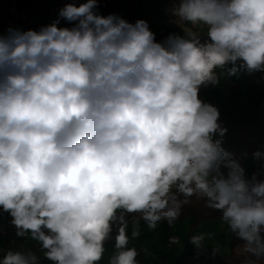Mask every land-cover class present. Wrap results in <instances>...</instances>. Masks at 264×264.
I'll use <instances>...</instances> for the list:
<instances>
[{
	"label": "clouds",
	"instance_id": "obj_1",
	"mask_svg": "<svg viewBox=\"0 0 264 264\" xmlns=\"http://www.w3.org/2000/svg\"><path fill=\"white\" fill-rule=\"evenodd\" d=\"M171 15L184 27L162 41L99 0L0 34V211L52 264H99L114 229L109 264H138L141 221L171 225L192 197L242 241L243 264H264V180L214 139L227 129L199 96L217 69L264 72V0H174ZM0 264L41 262L8 250Z\"/></svg>",
	"mask_w": 264,
	"mask_h": 264
},
{
	"label": "rangeland",
	"instance_id": "obj_2",
	"mask_svg": "<svg viewBox=\"0 0 264 264\" xmlns=\"http://www.w3.org/2000/svg\"><path fill=\"white\" fill-rule=\"evenodd\" d=\"M57 1L58 3H61V0ZM121 1L125 3L124 0H120V4ZM138 7V10L142 7L141 1ZM128 11L131 14L133 10L128 9ZM46 14L47 15L45 17L48 16V12H46ZM138 15H141L139 11ZM142 18L145 20L144 16ZM227 67L230 66H226L225 69L221 70L227 72ZM248 76L249 72L241 70L237 76H233L231 79L236 86L238 85L241 88L240 90L244 95V98L240 100V112L252 109V104L249 100V91L251 84L253 83H250ZM254 80H256L255 77ZM206 86L201 87L199 96L203 101L211 103L208 99L211 89L206 88ZM213 103L214 106H216L217 99ZM250 105L251 108H249ZM259 106H264V97L261 98ZM245 161L246 164L244 170L246 177L251 178L252 160L248 156ZM7 214L8 213H4V216H7ZM197 234H203L205 236L204 247L202 248H197L190 243V237ZM115 235L116 231L114 229L109 239L115 238ZM129 235H131V229H129ZM169 236L177 238L175 243H171L170 247L167 245V238ZM231 236L232 233L228 230L226 222L220 219V217L191 222V217L184 214L171 225L167 222L160 223L158 228L154 231H149L147 226L141 221V235L139 238L131 240L129 246L136 247L138 252L136 257L138 264H184L182 259L183 256H193L197 249L207 250L216 246L219 253H230L232 251ZM3 237L4 236L0 234V238L2 239ZM17 238L18 237H16L15 244H8L6 242L5 244H2L3 246L0 247V257H2L8 250L21 251L25 253L31 251L37 255L41 264H52L51 261L44 258V249H42L41 245L37 241L31 238L30 234L26 235L25 238L21 237L20 240ZM109 239L105 242L106 251L102 259L110 258L114 252V243H112Z\"/></svg>",
	"mask_w": 264,
	"mask_h": 264
},
{
	"label": "trees",
	"instance_id": "obj_3",
	"mask_svg": "<svg viewBox=\"0 0 264 264\" xmlns=\"http://www.w3.org/2000/svg\"><path fill=\"white\" fill-rule=\"evenodd\" d=\"M165 0H159V6ZM75 2L77 4L84 2L78 0H65V3ZM110 7L103 2L99 3V12L107 13ZM257 81H264V72H252ZM217 99V92L211 95L210 102L214 105ZM242 95L238 89H233L229 94V105L220 112L219 123L227 129L224 136L216 135L214 139L221 142V147L233 154V158L239 162L241 167H245L246 158L249 156L252 160V176L256 175L258 179L264 180V107L259 106L257 93L250 95L252 109L249 111H239ZM260 152V158L254 157V153ZM191 217V222L204 219H215L220 217L219 212H214L205 207L204 201L196 197L191 198V203L184 206L183 214ZM0 215L4 212L0 211ZM181 215V216H182ZM10 217L9 214L2 218ZM115 244V238L109 239ZM232 251L228 254L219 253L216 246L204 250L197 258L191 255H184V264H243L246 255L242 252V241L234 234L231 236ZM236 250H235V249ZM234 249V250H233ZM110 259H102L99 264H109Z\"/></svg>",
	"mask_w": 264,
	"mask_h": 264
},
{
	"label": "crops",
	"instance_id": "obj_4",
	"mask_svg": "<svg viewBox=\"0 0 264 264\" xmlns=\"http://www.w3.org/2000/svg\"><path fill=\"white\" fill-rule=\"evenodd\" d=\"M43 1L45 4V10L43 15L37 19H33V18L27 19L23 25V31L29 29L39 30L42 26L51 24L53 21H55L58 18L59 10L64 6L65 3V0H61V3H58L57 0H43ZM78 1H82V0H78ZM124 1L125 3L121 1L120 4V0H99V3L103 2L104 4H107L110 7L109 12L100 13V14L104 16H107L109 14H118L127 21H129L130 23H135L137 20L143 19L142 17L144 16L145 20L149 24L151 31H153L156 34L157 41L164 40L170 33H174V32L179 33L181 31V28L184 27L183 25L178 26L175 23V18L171 15V9L173 7L174 0H165L164 3L160 6H159V0H137L135 4H131L129 0H124ZM140 1L142 3V7H140V9L138 10L139 8L138 5L140 4ZM128 9L133 10L131 14L129 13ZM138 11L141 13V15H138ZM46 12H48L47 17H45L47 15ZM58 26L72 27L73 25L61 19L60 24ZM0 34H4V33L0 31ZM217 74L219 76V83L216 85L209 83L206 86V88L211 89V93L208 98L209 100L211 99V95L216 90L217 92L216 107L218 109H222L229 105V94L233 89H238L240 93H242V91L240 90L241 88L238 85L236 86L231 81L233 76H229L226 71H222L221 69H218ZM248 77L250 79L249 80L250 83H253L251 84V88L249 91V100H250V95L256 92L257 100L260 104L261 98L264 97V81H257L256 78H255L256 80H254V76H252L251 73H249ZM243 98L244 95L242 93V99ZM249 108H251V105ZM1 217H4V215H0V218ZM3 238H2L3 240L0 238V247H2L3 246L2 244H5V242L7 243L5 236ZM20 238L21 237H18L17 239L20 240ZM201 250L204 251V249ZM104 259H110V258H104Z\"/></svg>",
	"mask_w": 264,
	"mask_h": 264
},
{
	"label": "built area",
	"instance_id": "obj_5",
	"mask_svg": "<svg viewBox=\"0 0 264 264\" xmlns=\"http://www.w3.org/2000/svg\"><path fill=\"white\" fill-rule=\"evenodd\" d=\"M131 4H135L136 0H129ZM45 10L43 0H1L0 1V31L7 33L9 28L19 29L23 31V25L27 19H37L41 17ZM12 217L0 219V234L5 236L8 244L16 242V227L11 223ZM173 240H177L174 236L167 238V245L170 247ZM203 250L197 249L193 257H198Z\"/></svg>",
	"mask_w": 264,
	"mask_h": 264
}]
</instances>
